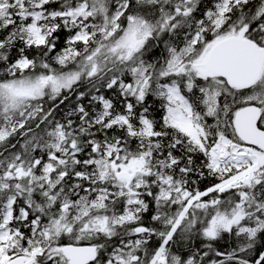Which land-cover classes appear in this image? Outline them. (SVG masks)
<instances>
[{
	"label": "snow or ice",
	"instance_id": "snow-or-ice-1",
	"mask_svg": "<svg viewBox=\"0 0 264 264\" xmlns=\"http://www.w3.org/2000/svg\"><path fill=\"white\" fill-rule=\"evenodd\" d=\"M0 264H264V0H0Z\"/></svg>",
	"mask_w": 264,
	"mask_h": 264
}]
</instances>
